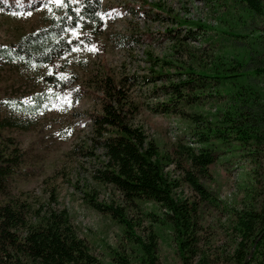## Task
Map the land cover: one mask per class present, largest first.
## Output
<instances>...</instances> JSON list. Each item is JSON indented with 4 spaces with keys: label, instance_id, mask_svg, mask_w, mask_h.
<instances>
[{
    "label": "trees",
    "instance_id": "obj_1",
    "mask_svg": "<svg viewBox=\"0 0 264 264\" xmlns=\"http://www.w3.org/2000/svg\"><path fill=\"white\" fill-rule=\"evenodd\" d=\"M204 1L215 24L168 15L175 25L163 33L172 41V52L164 57L148 54L150 73L142 75L143 81L154 82L153 94L164 97L150 108L176 115L184 134L162 151L141 126L133 124L140 103L130 96L126 77L116 78L111 71L95 75L99 109L91 113V126L105 159L91 176L119 190L129 204H158L162 214L155 220L171 230L182 264H191L197 256L199 264H212L198 247L199 202L214 199L200 178L208 177L218 146L241 147L253 166L256 203L232 213L234 247L228 257L234 264H264V0ZM101 8L102 0H92L85 12ZM65 11L75 16L71 8L62 9L44 27L1 45L0 59L48 65L80 46V40H89L81 36L69 43L64 37L65 29L75 24L64 18ZM82 23L91 28V37L102 30V20L96 16ZM181 28L185 31L180 36ZM157 80L160 83L155 84ZM205 105L213 110H205ZM187 133L192 140L186 139ZM168 164L180 170L179 179L164 171ZM18 165L16 147L0 142V264H102L77 234L68 211L50 206L54 197L37 203L11 192L8 184ZM182 182L194 198L174 195ZM84 193L89 206L109 213L134 238L137 254H116L118 264H158L153 230L144 238L137 236L121 206L96 201L94 191Z\"/></svg>",
    "mask_w": 264,
    "mask_h": 264
},
{
    "label": "rangeland",
    "instance_id": "obj_2",
    "mask_svg": "<svg viewBox=\"0 0 264 264\" xmlns=\"http://www.w3.org/2000/svg\"><path fill=\"white\" fill-rule=\"evenodd\" d=\"M44 3L45 0H0V46L15 43L61 13L62 9L52 5L53 15L42 7ZM101 13L105 19L99 34L91 37V28L83 26L78 30L82 33L79 38L90 37L89 40L51 64L34 66L0 59V142L16 147L19 155V165L8 188L37 203L54 197L50 206L68 211L77 234L102 264H118L113 258L116 254L129 257L138 250L134 238L125 232V225L89 206L84 191H94L98 202L121 206L137 236L144 238L153 230L157 235L158 264H182L171 230L155 220L162 214L158 204H129L119 190L91 176L105 159L91 126V113L99 109L92 81L104 71H111L116 78L126 77L130 96L140 103L133 124L141 126L162 151L168 150L175 138L184 134V125L176 115L150 108L164 97L153 94L154 82L142 79V75L150 73L148 54H171L172 41L163 32L174 27L175 22L168 15L215 24L212 10L204 0H102ZM184 31L181 28L180 36ZM70 36V32L64 33L66 39ZM189 42L199 44L196 40ZM91 46L94 51L88 50ZM49 71L53 74L49 75ZM60 73L67 79H58ZM158 83L160 80L155 81ZM56 96H66L70 104L58 101ZM204 109L213 110L209 105ZM186 139L192 140L188 133ZM243 153L235 144L218 146L208 177L200 178L214 199L198 201V247L209 255L212 264H234L228 257L234 247L232 213L256 203L252 196L253 166ZM164 171L171 178L181 176L173 164L165 165ZM174 195L194 198L183 182L174 189ZM198 259L199 256L191 259V264H199Z\"/></svg>",
    "mask_w": 264,
    "mask_h": 264
},
{
    "label": "snow or ice",
    "instance_id": "obj_3",
    "mask_svg": "<svg viewBox=\"0 0 264 264\" xmlns=\"http://www.w3.org/2000/svg\"><path fill=\"white\" fill-rule=\"evenodd\" d=\"M92 2V0H45V3L42 5V7L48 8V11L52 13V5L56 6L58 9H68L71 8V11L75 13V16L73 17L72 15H69L67 11L64 12V18L67 20H75V24L72 26L67 27L65 30L67 32L71 33V36L69 38V43H72L75 40H78L80 33L78 30L83 27L82 21L86 19V17L90 16H96L100 18L101 20L105 19V14L98 12V11H93L92 13L88 14L85 12V9L87 6ZM75 5V7H73ZM115 11V10H113ZM30 14V13H29ZM55 15L54 13H52ZM59 18V17H57ZM80 44H83V40L79 41ZM74 51L79 50V48H74ZM90 51H94L95 48L94 46H91L88 48ZM20 59H23V57H20ZM53 73L49 71V75H52ZM58 79H67V77L60 73L57 74ZM49 92H52L51 89H49ZM56 99L59 100H64L65 103H69L70 101L67 100L66 96H56Z\"/></svg>",
    "mask_w": 264,
    "mask_h": 264
}]
</instances>
